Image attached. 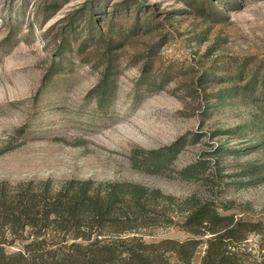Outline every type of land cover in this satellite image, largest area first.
Listing matches in <instances>:
<instances>
[{
	"label": "rangeland",
	"instance_id": "374dc122",
	"mask_svg": "<svg viewBox=\"0 0 264 264\" xmlns=\"http://www.w3.org/2000/svg\"><path fill=\"white\" fill-rule=\"evenodd\" d=\"M178 139L162 165L143 160ZM70 180L158 190L129 232L147 243L191 237L183 199H206L261 224L234 250L262 260L264 0H0V182Z\"/></svg>",
	"mask_w": 264,
	"mask_h": 264
},
{
	"label": "trees",
	"instance_id": "16d2710c",
	"mask_svg": "<svg viewBox=\"0 0 264 264\" xmlns=\"http://www.w3.org/2000/svg\"><path fill=\"white\" fill-rule=\"evenodd\" d=\"M239 92L233 87L228 93L236 96ZM179 143L180 139L164 152H147L143 160L158 167L174 154ZM201 168L202 162L193 163L180 173L193 177ZM156 196L162 194L130 182L70 180L56 190L50 181L14 186L0 182V264H191L202 243L196 237L203 235L209 236L200 264H264V257L248 263L234 250L248 233L260 231L261 224L219 213L210 201L196 195L183 199L187 206L181 227L191 237L147 243L130 236L129 232L154 212L147 206L148 199ZM110 228L116 230L105 236V229ZM48 230L63 235L48 242L44 236ZM26 231L33 237L22 249L6 248ZM7 235L13 236L12 240H7Z\"/></svg>",
	"mask_w": 264,
	"mask_h": 264
}]
</instances>
